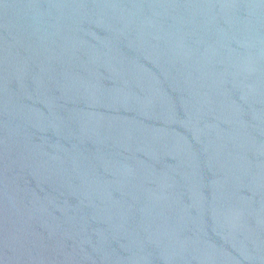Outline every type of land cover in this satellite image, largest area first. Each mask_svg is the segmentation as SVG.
I'll use <instances>...</instances> for the list:
<instances>
[{"label":"water","instance_id":"water-1","mask_svg":"<svg viewBox=\"0 0 264 264\" xmlns=\"http://www.w3.org/2000/svg\"><path fill=\"white\" fill-rule=\"evenodd\" d=\"M0 264H264V0H0Z\"/></svg>","mask_w":264,"mask_h":264}]
</instances>
